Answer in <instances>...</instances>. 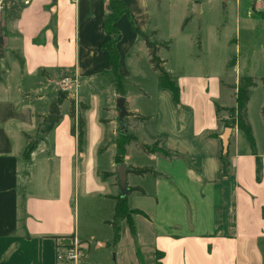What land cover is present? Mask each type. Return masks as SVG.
<instances>
[{
	"label": "crops",
	"instance_id": "crops-1",
	"mask_svg": "<svg viewBox=\"0 0 264 264\" xmlns=\"http://www.w3.org/2000/svg\"><path fill=\"white\" fill-rule=\"evenodd\" d=\"M123 1L129 15L120 16L115 23L121 34L116 44L119 74L126 78L137 71L131 59L139 48L149 60L148 49L133 24L143 33L155 31L157 42H169L167 48L158 51V56L166 71L176 78L179 88L175 101L172 93L161 86L157 74L154 108L148 113L134 108L125 99L126 110L131 114L127 119L132 117L136 127L138 141L133 145L138 149L136 153L146 156V161L134 162L126 150L124 163L130 167H152L157 172L155 177L137 176L132 171L127 175L128 186L142 190L127 198L129 209L139 211L133 214L134 230H130L140 257V261L132 258L133 264H264V217L256 211L257 198L249 209L240 181L244 167L249 170L254 153L240 149L242 132L237 128H233L229 138L228 174L223 176L221 170L220 134L224 127L215 107L226 106L229 100L224 94L225 79L242 66L236 61L235 67L228 68L229 58L208 57V53L212 47H227L230 36H224L222 27L208 21L205 35L206 24L201 20V24H196L195 15L187 8L178 17L181 23L187 19L186 24L179 25V37L174 39L164 33L163 26L170 22V12L177 0ZM244 1L185 0V3L190 7L197 2L200 16L205 18L220 3L227 20H231V28L240 33L242 3L248 4L244 14L249 22L246 28L255 26L258 19L264 22V0ZM6 4L0 12V264H67L56 260V246L64 240L55 237L73 236L82 240L88 244V253L91 246L89 240L79 235L70 193L72 184L78 187L82 175L85 182L89 181L88 191L94 195L111 199L114 205L111 197L117 195L108 182L111 177L117 186L115 174L102 176V172L114 170H95L92 161L99 154L98 146L106 144L112 150L108 168L114 169L113 141L120 130H116L113 119H98L97 139L88 152L86 139L79 152L76 137L71 134L78 115L84 119L83 110L88 108L80 96L81 87H94L110 79L114 83L110 87L116 93L113 78L104 72L108 54L101 48L109 39L104 32L108 0H7ZM13 12L17 17L11 16ZM229 23L225 22L226 27ZM189 27L199 31L190 33ZM177 43L185 46L180 54L184 60L176 58L172 62V48ZM64 77L71 83L60 106L62 118L49 133L39 135L37 128L47 116L49 104L64 88L60 85ZM75 89L77 98L72 95ZM75 98L76 106L86 107L81 110L78 107L72 120L69 108ZM137 114L149 119L137 121L134 117ZM111 116L115 118L113 111ZM28 136L41 139L25 161L22 153ZM156 140L171 156L147 154L140 148L141 144L149 145ZM38 153L54 186L53 190L30 195L27 187L34 180L32 167ZM86 158L88 168L83 169L80 163ZM262 168L264 171V164ZM25 169L28 174H23ZM93 171L95 179L91 178ZM241 208L248 210L242 214ZM251 213L256 214L255 218ZM138 220L140 228L135 227ZM105 221L111 220H104V224ZM121 225L127 224L123 220ZM102 246L104 243H96L97 248ZM88 253L81 264H88Z\"/></svg>",
	"mask_w": 264,
	"mask_h": 264
},
{
	"label": "rangeland",
	"instance_id": "rangeland-1",
	"mask_svg": "<svg viewBox=\"0 0 264 264\" xmlns=\"http://www.w3.org/2000/svg\"><path fill=\"white\" fill-rule=\"evenodd\" d=\"M244 2L250 3V0H246ZM174 4L176 5L172 7L170 12V22L165 24L163 29L164 33H167L174 39H177L179 37V25L182 27L183 24L178 20V17H180V14L183 13L187 8L192 12V6L189 7L185 3V0H177V3ZM246 5L248 4L244 5L242 3L241 5L242 27L240 28V33L231 28V23H229L231 20H227L225 9H223L224 7L220 3L217 7V10L212 7L211 14H209L206 18L205 15L204 17L202 15V17L195 16L194 18L196 20V24H199L200 20L206 24V27L204 28L205 35L208 34L209 23H211L213 25L216 24V26L218 25L219 28L222 27V33L224 36H230V40L227 42V47L222 46L221 48L217 47V49L213 47L210 48L208 57L210 56L217 59L220 57L223 59L229 58L227 62L228 68L235 67L236 61H240L242 66V69H239V71L235 68L236 71L229 75L227 79H225L224 94L225 98H227L229 101H227L226 106L221 107L225 109L220 110L218 113V118H220V121H230L234 116L236 98L239 89L243 84V80L247 77H252L256 84L254 87L250 88L249 101L247 103V120L251 126V134L254 140V158L252 163H250L249 170H247L246 166L244 167V177L241 175L240 181H242L241 188L245 191L249 209H251L252 205H254L253 199L257 198L258 202L255 205L256 211L259 210L258 212L260 216L264 217V171L262 168L264 164V22L261 19H258L255 22V26L253 24L251 27H247L252 31H247L245 26L248 25L249 22L246 21V15H244L246 13V8L248 7H246ZM225 22L229 23L228 27H226ZM197 31L199 30L196 29L194 31L192 27L188 28V32L190 33ZM155 38L156 36L154 35L151 37V39ZM184 48L185 46L181 43H177L176 46L172 48V62L176 58L184 60V57L180 56ZM131 60L134 62L137 68L135 70L137 71L134 72L131 70L132 74L125 78L126 83L123 97L134 108L148 113L154 108L157 73H155L153 69H150L149 60L146 55L143 54L141 48L138 49L137 55L133 56ZM127 65L129 67V60ZM109 76L113 78L112 74H109ZM110 86L113 88L114 83L112 84L110 79H106L105 81L101 82L100 85L98 84L94 87L84 86L80 88V96L82 97L83 102L88 106V108L83 110L82 113V115L85 116L84 119L87 123L88 129V134L86 135L85 124V151L88 152V150L92 148L96 142V123L98 122V119L100 117L113 119L116 130H120V133H125V139L130 140V143L126 145V150L131 154V158L134 159V162H137L138 164L144 163L146 161V156L144 154L136 153L138 152V149L136 148L135 144L133 145V143L137 142L138 140L137 135L135 134V124L131 121L132 117L131 119H127L128 124L122 129V124L119 121L117 113L118 110L116 107V97L119 96V94L117 91L115 93V89L113 90ZM205 87L207 89L206 84ZM75 88H77V85ZM61 90L62 91L60 92L63 94H66L64 91H68L67 88H63ZM72 95L77 98L78 94L76 89L72 92ZM76 98L73 100L74 104L77 103ZM66 107L67 106L64 105V110ZM75 108L77 110L76 104ZM112 111L114 112L115 118L114 116L113 118L111 116ZM45 118L43 123L39 124L37 128V133H39V135L44 134L43 130L48 125ZM127 122H125V124ZM107 129L110 130L109 125L107 126ZM118 137L119 134L116 135L115 140H117ZM40 139L41 138L30 137L28 142L29 144L36 143L37 145L40 143ZM115 140L113 141V144L116 146ZM239 140L241 150H248L252 152L250 143L244 134L240 133ZM100 145L98 146V149L100 150L98 152L99 154L96 155L94 159H92L94 163V169H98L100 171L108 169V171H113L114 169L112 166L108 168L111 163L110 157L112 155V150L110 147L108 148L106 144ZM42 159V155H39V153L36 155V157H34L32 169L34 170L35 176L34 180L31 181V183H28L27 187L28 193L30 195H37L40 193L42 194L45 193V190H53L54 185L53 181L51 180V174L48 171V168H46V166L43 164ZM87 162L88 158L80 163V167L83 169L88 168ZM25 173L28 174L27 169L23 171V174ZM92 177L94 179L96 178L94 171L92 172L91 178ZM108 182H111L112 186H114V191L117 194L116 196H118L119 190L117 186L113 184V179H111V177L108 178ZM88 184L89 181L86 180L85 182V177L83 180V176L81 175L78 187L76 186V188H74V184H72V190L70 191L72 206L77 217L79 235L89 240L91 245L88 253V264H133V259H136V257L137 260L140 261V257L138 255L139 247L135 242L134 233L130 231L127 225H121V221H123V219L114 220V225L120 228L116 242L113 240V227L103 223L104 220H113V200L105 199L89 192V188L87 187ZM104 187L109 189L108 185H104ZM132 204L134 205V202H132ZM245 209L248 210L247 208H244L243 210L241 208L242 214H244ZM241 210L240 215H242ZM249 215L253 216V218L256 216L254 213ZM118 222L120 227L117 225ZM135 224V227L138 226L140 228L141 222L139 220ZM69 241L70 240H67L66 242L63 241V243H69ZM96 243H104V246L97 248ZM135 252H137V254H135ZM81 262L77 264H81Z\"/></svg>",
	"mask_w": 264,
	"mask_h": 264
},
{
	"label": "trees",
	"instance_id": "trees-1",
	"mask_svg": "<svg viewBox=\"0 0 264 264\" xmlns=\"http://www.w3.org/2000/svg\"><path fill=\"white\" fill-rule=\"evenodd\" d=\"M122 15H126V16L129 15V11L125 2L123 0H108V10L104 16V32L109 37V39H107L104 43L101 44V48L105 49L108 54L107 67L104 72L112 74L114 78L113 81L115 82V86H116V91L118 92L119 95L123 96L126 80L118 72L119 53L116 47L118 40L121 38V34L115 25L118 18ZM11 16L17 17V13L13 12ZM186 21L187 19L184 20L182 25H185ZM132 26L134 27L136 33L138 34V36L144 42V44L148 49L149 62L151 64L152 69L155 72H157L161 86L163 88L168 89L172 93L174 100L178 101L179 88L176 82V78L171 73L166 71V69L163 67V60H161L160 57L158 56V51L161 48H167L169 42L159 43L156 40L151 39V37L155 34V31L151 33H143L140 32L133 24ZM263 82H264V78H263ZM255 85L256 84L252 77H247L243 80V84L237 94L234 116L230 121L222 120L223 127L237 128L240 132H242L246 136V138L250 143L253 153H254V140L251 134V126L247 120V103L249 101L250 88L254 87ZM61 94H62L61 98L59 97V95L56 96V98L48 106V112L45 118L48 125L43 130L44 134L49 133L59 123V121L62 118L60 106L62 104L63 99L65 98V94L63 93ZM78 107L81 110V109H85L86 106H84L83 104H79L78 106L77 104V110H76L74 101L70 104L69 115L72 118V120H74L76 117ZM215 109H216V114H218L220 110L225 108H221L218 105H216ZM129 115L131 114L127 112L125 117V122ZM134 117L137 121L140 122L149 119V117L142 116L140 114H137ZM77 119H78L77 126L76 128L75 126H72L71 134L76 137L77 149L79 152H81L84 142V135H85V129H84L85 122L81 114L78 115ZM125 136L126 134L121 132L119 133L118 139L115 140L116 154L113 158L114 164L124 162V157L126 154V145L130 143V140L125 139ZM36 147H37L36 143L29 144L28 142L23 150L22 158L25 161H28L30 159L31 153ZM140 148L142 149L143 152L147 154L156 153L162 156H169V155L171 156V153L165 150L161 146L160 140H156L149 145L141 144ZM227 160H228V152L226 154H223L221 151L220 162H221V170L223 176H226L228 174L227 167L230 164L228 163ZM131 168H132V174L137 176H144V175H150L152 177L157 176V172L152 167H131ZM102 176L114 177V172H102ZM134 191L142 193V190L139 187L128 186V192L126 195L111 197L112 199L115 200L114 214L112 217L113 220L105 221V223L111 225L114 229V236H113L114 242H116L119 234L118 226L114 225L115 219H123L126 222V224L129 226L130 230L131 231L134 230L133 214L139 213V211L135 209H129L127 204L128 195H130ZM55 238L64 240L66 242L67 240L73 239V236H57Z\"/></svg>",
	"mask_w": 264,
	"mask_h": 264
},
{
	"label": "water",
	"instance_id": "water-1",
	"mask_svg": "<svg viewBox=\"0 0 264 264\" xmlns=\"http://www.w3.org/2000/svg\"><path fill=\"white\" fill-rule=\"evenodd\" d=\"M198 3L194 2L192 5V13L195 16L200 17L199 9H198ZM59 97H62L61 92H58ZM116 107L118 110V118L119 121L122 124V129L125 127V117H126V107H125V98L122 95H119L116 97ZM233 128L232 127H224L222 133L220 134V140H221V148L222 153L226 154L228 152V146H229V138L232 133ZM132 171V168L128 165H126L124 162L114 164V174H115V180L117 183L118 188L120 189L121 196H124L128 192V184H127V175Z\"/></svg>",
	"mask_w": 264,
	"mask_h": 264
},
{
	"label": "built area",
	"instance_id": "built-area-1",
	"mask_svg": "<svg viewBox=\"0 0 264 264\" xmlns=\"http://www.w3.org/2000/svg\"><path fill=\"white\" fill-rule=\"evenodd\" d=\"M7 0H0V12L6 8ZM71 83L68 77H64L60 81L62 87L67 88ZM88 244L84 241L71 239L69 243H60L56 246V260L64 261L69 264H77L83 261L88 253Z\"/></svg>",
	"mask_w": 264,
	"mask_h": 264
}]
</instances>
